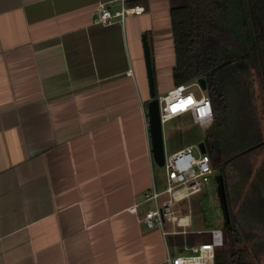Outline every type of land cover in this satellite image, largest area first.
Wrapping results in <instances>:
<instances>
[{
    "label": "crops",
    "instance_id": "0c3cea01",
    "mask_svg": "<svg viewBox=\"0 0 264 264\" xmlns=\"http://www.w3.org/2000/svg\"><path fill=\"white\" fill-rule=\"evenodd\" d=\"M181 1L146 0L102 24L95 7L118 0H0V264H166L199 242L189 205L190 232L140 220L154 206L145 193L164 189L142 34L159 94L176 85Z\"/></svg>",
    "mask_w": 264,
    "mask_h": 264
},
{
    "label": "trees",
    "instance_id": "16d2710c",
    "mask_svg": "<svg viewBox=\"0 0 264 264\" xmlns=\"http://www.w3.org/2000/svg\"><path fill=\"white\" fill-rule=\"evenodd\" d=\"M127 3L145 5L146 0ZM170 17L174 81L204 78L213 107L212 126L202 142L212 167L220 169L229 215L215 264H255L252 250L264 243V124L249 101V85L255 73L264 104V0H183L171 6ZM151 65L155 86L152 60Z\"/></svg>",
    "mask_w": 264,
    "mask_h": 264
},
{
    "label": "built area",
    "instance_id": "2783aa9c",
    "mask_svg": "<svg viewBox=\"0 0 264 264\" xmlns=\"http://www.w3.org/2000/svg\"><path fill=\"white\" fill-rule=\"evenodd\" d=\"M127 1L118 0L117 6L98 3L95 7V20L102 24L123 22L126 16L143 11V6L128 5ZM157 98L161 123L187 112L192 121L202 127L213 121L211 100L198 80L177 84L157 94ZM189 100L191 103H188ZM173 107L177 110L173 111ZM194 148L197 150L196 154L193 152ZM163 165L166 175L165 187L162 191L152 187L145 193V198L152 199L154 206L147 209L140 220L147 226H160L163 233L167 232L162 226L164 220L181 225L180 232H190L185 228L189 225L188 214L177 216L176 213L180 212V208L171 209V206L202 191L213 171L209 155L201 151L199 143L192 142L164 155ZM163 193H166L167 197L159 201L158 197ZM130 210L136 211V204L131 205ZM195 232H208V237L192 245H186L187 252L177 255L167 254L166 264H215L216 249L223 244V230L213 227L207 231Z\"/></svg>",
    "mask_w": 264,
    "mask_h": 264
},
{
    "label": "rangeland",
    "instance_id": "374dc122",
    "mask_svg": "<svg viewBox=\"0 0 264 264\" xmlns=\"http://www.w3.org/2000/svg\"><path fill=\"white\" fill-rule=\"evenodd\" d=\"M183 1V0H182ZM181 1V2H182ZM249 89L252 92L249 95V101L254 105L256 117L259 116V122L263 126L264 124V104H263V93L260 84V80L255 73L250 75ZM234 123V122H233ZM212 123L204 127L194 123L189 117V113H183L174 118H169L162 122L163 141H164V152L168 155L172 151L186 145L193 141L199 143L202 141L204 134L210 129ZM233 127L230 126V129ZM233 139L230 134V140ZM193 152L196 154L197 150L194 148ZM263 152L258 153L256 158V164L262 159ZM156 181L159 188H164L166 184V175L164 165H158L155 163ZM220 169L213 168L210 174L207 184L204 186L201 192L195 196L196 199H192L189 204L184 199L178 203H174L171 209L180 208V212L176 215H182L189 211L188 205L190 206V212L193 213L196 222L190 227L191 229L209 230L213 227H219L224 230L226 224L224 202L222 197L221 183H220ZM240 185V183H238ZM244 189L238 195L234 204V212L241 207L243 199ZM161 197H167L164 193ZM190 198V197H189ZM161 199V198H160ZM250 209L248 214H250ZM164 227L171 230L173 228L170 221H164ZM196 240L202 241L207 238V233L194 235ZM185 245H190V242H186ZM192 243V242H191ZM260 245V246H259ZM253 248V256L255 264H264V243L262 242ZM187 252L188 250H183Z\"/></svg>",
    "mask_w": 264,
    "mask_h": 264
},
{
    "label": "water",
    "instance_id": "95a60500",
    "mask_svg": "<svg viewBox=\"0 0 264 264\" xmlns=\"http://www.w3.org/2000/svg\"><path fill=\"white\" fill-rule=\"evenodd\" d=\"M142 43H143V53H144V63H145V70L147 76V83L149 88L150 99L147 102V119H148V129L151 141V149H152V156L154 161L158 165L164 164V141H163V131H162V123L160 120L159 114V104L158 98L155 94V86L153 80V71L151 65V58L148 43L146 40V35L142 34ZM198 82L203 90L206 89V83L204 78H199ZM199 146L201 151H205L204 143L201 141L199 142ZM221 183V190H222V197L224 202V210H225V218L226 222H229V215L225 200V194L222 185V179L220 178Z\"/></svg>",
    "mask_w": 264,
    "mask_h": 264
},
{
    "label": "snow or ice",
    "instance_id": "6c2138e0",
    "mask_svg": "<svg viewBox=\"0 0 264 264\" xmlns=\"http://www.w3.org/2000/svg\"><path fill=\"white\" fill-rule=\"evenodd\" d=\"M188 103H191V100L188 101ZM176 107H173V111H176Z\"/></svg>",
    "mask_w": 264,
    "mask_h": 264
}]
</instances>
